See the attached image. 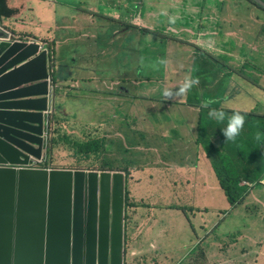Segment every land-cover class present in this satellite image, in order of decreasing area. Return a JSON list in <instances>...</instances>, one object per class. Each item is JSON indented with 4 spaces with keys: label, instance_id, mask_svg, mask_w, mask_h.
I'll return each mask as SVG.
<instances>
[{
    "label": "rangeland",
    "instance_id": "1",
    "mask_svg": "<svg viewBox=\"0 0 264 264\" xmlns=\"http://www.w3.org/2000/svg\"><path fill=\"white\" fill-rule=\"evenodd\" d=\"M55 2L61 5L66 2L73 3L85 10L94 9L99 15L105 16L113 15L114 11L110 7L111 2L116 4L124 2L123 9H126L127 6V12L131 15V17H126L127 23H132V25L137 27L145 26L147 30L157 32L160 36L165 37L163 40L166 43L163 47L164 49L165 46L166 48L169 47L165 51V57L160 55L159 41L151 42L150 51L154 52V54H151V56L146 54L148 56L146 63H144L145 58L139 57L138 54L136 57H132L137 53V49L133 46L130 48V50H133L130 53L132 55L131 60L139 57L140 64L137 61V70L136 61H131V70L129 69L130 66H125V69L130 71L133 76L137 74L139 80L136 85L138 87L137 96L140 97L139 104H145V99H148L145 96V92L150 94L153 88L151 85L156 87L163 85L164 90L168 89L173 94L174 89L179 88L185 77L190 75L198 79V83L189 89V91H193V96L198 99L189 106H195L196 112H199L200 109L205 108L209 103L213 101L217 103V95L225 88L226 82L230 78L227 75H231L234 80L239 82L237 84L240 85L241 89H244L251 95L252 99L257 100L264 106V10L258 9L248 0H57ZM211 4L222 9L217 10L215 13L216 7H210ZM55 7V3L51 0H30L29 8L31 12L24 19L26 23L22 25L23 32L32 34L34 37L41 36L45 29L42 26H47L48 24L57 25L58 19L55 22H51L52 12ZM200 7L204 8L205 22L208 23V26L203 27L200 25L202 20L198 21V18L203 15V10ZM165 9L167 10L163 12ZM137 13L138 15L134 17ZM185 15H188V20L185 19L181 23H175L178 16L183 17ZM118 17L123 19L125 16L122 12L121 14L118 13ZM135 19H137V23L134 21ZM60 21L58 20V23ZM170 22L172 23L171 25L168 24ZM166 26L167 31H164L163 29ZM147 37L148 39L144 37V40L150 46L153 35ZM152 39L156 40L158 38L153 37ZM81 50L79 49L78 52L81 53ZM123 64V58L119 57L118 67L114 63L109 66L113 68L112 71L116 72L118 69L119 71L122 70ZM162 67H164L165 71L161 69ZM63 68L62 72L64 74L65 65ZM102 68L107 69L106 65H102ZM240 69H243L242 76L239 72ZM165 77L168 79L164 80ZM210 78H212V81H209ZM148 80L152 81L149 82ZM81 84L82 79H78L77 85L80 87ZM87 84L90 86L89 83ZM231 85L224 89L220 98V105L226 103V91L230 89ZM127 88H131V86ZM149 94L148 96H151ZM62 96L68 110L66 118L70 119V122H84L87 119L92 121L101 120L99 114H95L93 110L102 103L103 96H88V93L85 94L78 90L71 91L70 89L67 92L66 90L63 91ZM121 96L128 100L126 96H130V93L124 89L121 92ZM164 97L167 98L165 95ZM124 99H122L123 102ZM152 104L149 101L148 107L151 108ZM110 107L108 105L105 109H110ZM137 109H142L141 114L144 123L150 132L164 133L167 131L168 123L166 121L159 124L152 123L147 108L141 107L140 109L138 107ZM180 110L190 111L184 108H180ZM56 114L61 117L63 111L56 110ZM120 116L119 114L118 117ZM159 116L152 114L154 119ZM261 120L263 119H259L258 122H261ZM192 123H195V118L189 121V117L186 116L185 120L180 123L176 121V123L172 122L169 125L191 127ZM138 128L144 130L145 126L140 125ZM86 132L89 133L90 130L77 131L78 134H85ZM130 145H132L131 142L128 144L122 138L121 150L115 156L123 159H126L125 157L127 156H133L128 159V164L152 161L151 157H145L146 154L151 156V153L133 150L124 152L123 149L128 148ZM105 148L113 150L114 146L113 144H107ZM54 157H57L56 165L58 167H65L67 163L73 161L72 153L67 149L55 153ZM191 174L193 176L192 180L186 185H182V187L190 188L191 195L185 196L181 192L180 199L176 187L171 186L169 183L175 177L183 180L184 175H165L159 171L158 179L160 178L161 185L150 182L146 177L143 182L134 185L140 191L138 195L139 193L143 195L145 202L151 205L148 208L151 218L148 219V223L138 224V229L130 226V231L132 232L129 235V241L131 244H136L135 250L138 251L137 254H134L135 251L131 252L132 258L135 260L133 264L198 263L199 259L203 258L204 247H198L194 252L192 251L196 247L194 243L196 236L203 232L193 230L189 225V223L192 224L191 220L187 222V218L191 216L190 208L199 212V219L207 218V221L204 222L205 229H209L207 233L211 230L213 234L231 230H260L258 226L255 228L246 227L248 225L247 222L236 218L230 221L229 224H223L220 229L213 230V224L218 219L215 212L224 215V211L230 212L231 207L223 189L216 185L213 177L214 181L209 180L207 181L208 185L204 186L198 168ZM147 190H149L148 193H145ZM259 190L262 191V189ZM255 202L264 205V199L257 197L254 192L250 203ZM182 207H185V210ZM200 209H207V212L202 216ZM244 211L239 210L236 213L240 214ZM254 211L256 210L253 209L247 211V213L251 214ZM262 215L264 214L262 213ZM193 222L195 225L200 223L198 219L193 220ZM259 224L263 223L260 222ZM243 238L238 240L225 236L220 241L227 243L243 241L245 243L247 241L245 238L247 237ZM143 240L148 243L144 246L137 244ZM244 243H241V248L237 253H240L242 245L245 246ZM250 246L252 248L253 244L250 243ZM186 251L192 253L189 256L185 254L184 258L180 260ZM250 254L253 256L254 252L251 251ZM220 256L223 257L224 254L221 253ZM127 259H129L128 256ZM211 262L212 264H217V258H214ZM203 264L206 263L204 262Z\"/></svg>",
    "mask_w": 264,
    "mask_h": 264
},
{
    "label": "water",
    "instance_id": "2",
    "mask_svg": "<svg viewBox=\"0 0 264 264\" xmlns=\"http://www.w3.org/2000/svg\"><path fill=\"white\" fill-rule=\"evenodd\" d=\"M39 50L0 28V177L19 184L15 210L3 196L0 264H123L124 174L25 167L40 158L52 95Z\"/></svg>",
    "mask_w": 264,
    "mask_h": 264
},
{
    "label": "clouds",
    "instance_id": "3",
    "mask_svg": "<svg viewBox=\"0 0 264 264\" xmlns=\"http://www.w3.org/2000/svg\"><path fill=\"white\" fill-rule=\"evenodd\" d=\"M249 1L253 2L252 0H249ZM123 3H120V7H121L120 9L118 4L115 3L117 5L116 7L111 2L110 7L114 11L113 15H116V18L113 17V15L105 16V15L98 14L101 18L106 20L109 23V25H112V24L115 25L116 34H113V31H111V35L112 37L116 36V41H119L122 44V48L119 52L118 59L119 57L123 58L124 64L122 66L121 71H119V69L116 71V79H113L111 73H109L108 70L105 71L107 73H103V72L97 71L96 69L95 71H92V72H94L95 74H98L99 79L95 80L94 74H89L87 73V71L82 72L79 66L81 67L90 66L92 68H95L97 67V65L92 61L84 63L83 59H76L75 57L73 58L74 64L72 66L71 71L69 70L70 65L67 63L65 65V71L71 72V75L67 76L66 73L63 74L62 72V70L64 69L63 68L64 65L59 62L60 57H62L63 55L65 57V53L60 54L58 49L56 50V46H55L56 44L54 42L50 43L48 41L39 40L37 37L32 36V34H26V33L17 34L15 31L11 30L9 27L4 26L5 22L10 21L9 19H3L2 21H0V28L3 31L9 33L13 37L14 42H21L27 45L37 44L40 47L39 53L42 51H45L47 54L46 59H47V70H48V75H49V88H50L52 95L48 98L47 111L44 113L42 151H41V155L39 159H35V158L29 159V163L25 167L47 169V170L58 169V170H73V171L82 170L86 172L95 171L99 173L101 172H110V173L120 172L124 174L123 264H133L135 260L132 258L131 252L135 251L134 254H137L138 251L135 250L136 244H131L129 241V235L132 232L130 231V226H133L134 228L138 229L137 227L138 224L148 223V219L151 217L148 213L149 212L148 209H145L142 211V214L133 213L132 223L130 222L127 223L126 215L128 211L125 205V198H126L127 189L129 185H131L129 183L130 182L129 179H132V178L127 177L126 173L121 170L114 171V170H100V169H85V168H78V167L71 168L70 164L75 163V160H76L73 157H72L73 161L71 163H67V166L58 167L56 165L57 157H54V154L58 153L59 151L64 150V149H61L62 148L61 146L53 149L50 155V159L48 158L46 159L44 155L45 149L47 147L46 144H47L48 136L50 135V132H53L54 127L57 124H59V122H67L68 124H70L72 128V132L74 133H77V131L79 130H90V128H94V127L97 128L98 130H100L99 133L104 138H111L114 141L113 143L114 149L108 150V151L106 150V153L104 154L105 156L102 155L100 160L108 158L111 162H113L114 165L118 167V169L126 165L128 159H131L133 157V156H127L125 157L126 159H123V158H118L115 156V154L117 152H120L121 150L120 146L122 145V138L128 144L132 142V140L137 141V142L139 140V143H138L139 146L133 147L134 145H130L128 148H125V149L129 150V152L133 150V151H143L146 153H151L150 154L151 156H149V154L148 155L146 154L145 157H151L153 161V166L154 165L160 166V172L162 174H165V175L174 174V175H184L185 176L183 180L179 179L178 177H175L169 183L171 186L176 187V191H178L179 199L181 198V192H183L185 196L191 195L190 188L182 187V185L183 184L186 185V183H189L193 178L192 174H188L185 172L186 169L194 171L196 170V168H198L197 165L200 160L199 156L196 159L187 158L190 152L194 149L193 146L202 147L204 149L206 146L204 142H208V143L211 142L215 144L214 142L215 140L219 138V135L215 134V135L208 136L207 133L201 132L199 128L200 124H198L199 120L196 126H191V127L184 126V125H180V126L169 125L172 122L176 123V120L173 117L174 112L167 110L169 106L177 107L179 105H184V106L190 107L188 104L189 102L188 103L185 102L186 96L187 94L193 93V91H189V89L193 85L198 83V79L190 75L185 77L183 83L179 86V88L174 89L175 91L173 92V94L168 89L164 90L163 85H159L157 87L155 85H151L153 88L150 94L148 92H145V96H147L148 98V99H145L146 101L145 104H139L140 97L137 96L138 87L136 85L139 79L137 78V74L136 76H133V74L130 71H127L125 69V66H130L129 69L131 70V67H132L131 61H134V60H131L132 58L130 54L131 51H133V50H130L131 43L134 40V37L132 36L133 29L139 30V35L142 37L143 40H144V37L152 36V35L153 37H158V38H162V37L157 32L147 30L145 26L137 27V26L131 25L130 23H127L126 17H128V15H127L126 9L125 8L123 9ZM200 8L204 11L203 7H200ZM261 10H264V8H262ZM17 11L19 14V10ZM122 12H123V15L125 16L123 19L118 17V13L121 14ZM91 14L92 16H94L92 12ZM187 17L188 15H185L183 17L178 16V19L175 21V23H178V22L181 23V21L185 19L188 20ZM201 18H202L201 19L202 21L200 20L201 21L200 25L203 23L204 24L203 27L207 26L204 21L203 15L201 16ZM168 24L171 25L172 23L170 22ZM80 32L82 34H86V38H88L83 41V44L85 46L88 44V42H90L89 40L93 38L95 35V34L94 35L92 34L93 31H92V26L90 22L87 24H83ZM46 44L47 45L51 44L53 46V52L55 53L54 69L51 68V62L49 61V57H48L49 55H48V50L46 49ZM137 54L138 56H140V54L137 51V53H135L133 57H136ZM118 59L116 63L117 67H118ZM67 60H70V58H66V61ZM77 60H79L80 62L77 63ZM136 69L138 70L137 64H136ZM54 71L55 73L52 74V72ZM53 76H55L58 82V84L55 87L52 84ZM228 76L229 75H227V77ZM230 77L232 76L230 75ZM78 79H82V84L80 87L77 85ZM166 79L168 78L165 77L164 80ZM124 80L130 81L131 83L123 84L122 81ZM148 81L151 82L152 80H148ZM209 81H212V78H210ZM87 83H89L90 86ZM228 83H229V79L227 80L226 84ZM87 86L89 87L87 88ZM128 86H131V88H127ZM238 87L240 88V85ZM69 89L71 91L78 90L85 94L88 93V96H96V95L103 96L104 99L102 103H100L99 106H97V108L93 110L95 114H99V117H101V120L98 119V121H95V120L92 121L91 119H87V121H84V122H81V121L70 122V119L66 118V115L68 114V110L66 109V105L64 103L63 96H62L63 91L66 90L67 92ZM124 89L130 93V96H126L128 97V100H125L123 96H121V92ZM148 94L151 96H148ZM164 95L167 96V98L164 97ZM195 98L196 100L198 99L197 97ZM122 99H124V102L122 101ZM149 101L153 103L151 108L148 107ZM108 105L111 106L110 109L109 108L105 109ZM138 107L140 109L141 107L147 108V110L149 111V116L151 118L152 123L159 124V123H162L163 121H166L168 123L167 131L164 133L150 132L144 123V119L141 114L142 109L138 110L137 109ZM190 108H194V107H190ZM202 109H200V112ZM56 110L63 111V115L61 117L58 116L56 114ZM257 113H258L257 111H254L250 115L257 116ZM119 114L121 115L120 117H118ZM152 114H156L160 116L157 117V119H154L152 117ZM127 115H129L128 118H127ZM208 115L210 117H214L218 121L223 120L225 117V113L222 110H217V109H209ZM243 124H244V116L240 114L239 112L232 113L227 121L225 128L222 130L223 136L229 140L234 139L239 134V131L241 127L243 126ZM140 125L145 126V129L144 130L139 129L138 127ZM126 133H128L130 137V142L125 139ZM140 134L145 135V139L142 138ZM260 137H261V133L257 132L256 138L259 139ZM220 145H223V142H221L219 146ZM229 156L231 158L234 157V163H235V154L231 152ZM207 160L209 159L207 158ZM141 164H142V168H144L145 164L151 165V162L141 163ZM182 165H185V166H182ZM1 168H4V167H1ZM6 169L9 170L10 168H6ZM130 170L134 171L133 176L138 172L137 168H130ZM214 171H215V168H214ZM215 175L218 180V186L221 187L220 179L216 171H215ZM15 177L17 178V183H18V177L15 175L13 179ZM201 179H203L202 175H201ZM4 182L6 183L7 179ZM159 182H160V178H159ZM13 183H14V180H13ZM241 183L243 182L239 183V187L244 188V189L245 187L247 189L248 188L251 189V194L247 197L244 204L238 206L239 208L236 211L235 210L234 211L230 210V212L224 211L225 212L224 215H221L219 212H215V214L218 216V219L213 224L214 225L212 228L213 230L220 229L222 225L225 223L229 224L231 219L229 220L226 219L229 216H243L245 217V222H247L248 224L247 226H249L250 228H255L256 226H258V229H264V215H262V213L264 214V205L259 202L250 203V199L252 198V194L254 192L257 197H259L260 199H264V189H263L264 174L263 176H260V180L255 183H251L249 181L243 184ZM13 186L14 184H12L11 186L9 185V191L10 190L12 191V196L14 198V194H13L14 187ZM259 189H262V191ZM145 193H148V192H145ZM178 206L180 207V205ZM257 206H260L262 208V211H260L258 215H255L253 213L251 214L247 213V211H251L255 209ZM191 209L193 208H190L189 210ZM239 210L241 211L245 210V211L240 214L236 213ZM190 212H191V216L187 218V222L188 220H191L192 222V224L189 223L190 227L193 230H200L202 232H207L209 229H205V226H204V222L207 221V218L199 219L198 218L199 212L196 209H193V211H190ZM201 212L203 216L204 213L207 212V209H204V210L200 209V213ZM196 219L200 221L198 225H195L193 222V220H196ZM260 222H262L263 224L260 225L259 224ZM127 228H128V231H127ZM196 241H200V239L196 238ZM143 242L144 244H142ZM147 243L148 242L145 243V241L143 240L137 244H141L144 246ZM194 251L195 249L192 252ZM192 252L186 251L180 260L184 258L185 254L189 256ZM127 256L129 259H127Z\"/></svg>",
    "mask_w": 264,
    "mask_h": 264
},
{
    "label": "crops",
    "instance_id": "4",
    "mask_svg": "<svg viewBox=\"0 0 264 264\" xmlns=\"http://www.w3.org/2000/svg\"><path fill=\"white\" fill-rule=\"evenodd\" d=\"M55 3L56 7L55 10L52 12L51 22H55L56 19L61 20L57 25H50L42 26L44 27V33L41 36H35L39 40H44L48 42H54L56 45V50L58 49L59 53H65L66 58H70V60L66 61V58L64 55L60 57L59 62L63 65H66L65 63L69 64V70H72V66L74 64L73 58L76 59H83L84 63L87 62H94L97 67L92 68L90 66L81 67L82 72L87 71L89 74H94V79H99L98 74H95L92 71H97L105 73L106 70H108L109 73H111L113 79H116V72L112 71L113 68L107 65L116 64L117 59L119 56V52L122 48V44L119 41H116V36L112 37L111 31H113V34H116L115 25H109V23L101 18L98 15V12H96L94 9L91 10H85L82 7H79L73 3L66 2L65 4H57L55 1L57 0H51ZM29 2L30 0H8V5L12 9L19 10V14L12 19H9V22H5L4 26L9 27L11 30L15 31L17 34L24 33L22 30V25L26 23L24 20L26 15L31 12V9L29 8ZM114 6L117 7L115 2H112ZM120 7V4H118ZM113 7V6H112ZM210 7H216L215 5L211 4ZM218 8V9H217ZM222 8L216 7V11L220 10ZM167 9L163 10L165 12ZM91 12L94 14L92 16ZM126 12H127V6H126ZM128 17H131V15L127 12ZM138 15L135 14L134 17ZM204 16V11H203ZM92 19H90V18ZM93 17V18H92ZM113 17L116 18V15H113ZM133 17V18H134ZM137 23V19L134 20ZM205 21V17H204ZM92 26V34L95 36L91 38L86 46L83 44V41L86 38V34H82L80 32L81 27L83 24L89 23ZM208 26V23L205 22ZM132 25V23H130ZM216 25V24H215ZM136 26V25H134ZM80 28V29H79ZM164 31H167V27L163 29ZM166 34V33H165ZM132 36L134 37V40L131 43V47H136L138 53L140 54L139 57H144V63L147 62L148 54L151 56V54H154V52L150 51V48L152 47L151 42L159 41L160 43V55H164L165 57V51L167 50L166 46L164 49V44L166 41L162 38H158L156 40L151 39L150 46L147 45L146 41L142 39V37L139 35V30L133 29ZM148 39V37H146ZM169 42V40H168ZM79 49L81 50V53L78 52ZM60 56V55H59ZM132 56V55H131ZM133 57V56H132ZM131 57V58H132ZM138 59L134 58V61L139 62ZM64 58V60H63ZM80 61L77 60V63ZM102 65H106V68H102ZM165 71L164 67L161 68ZM70 71H65V73L68 75H71ZM112 71V72H111ZM149 71V70H148ZM241 76L243 69L239 70ZM236 76V75H235ZM233 81V82H232ZM238 82L233 79V77L229 78V83L226 84L225 88L228 85H231L230 89L226 91L227 99L226 103L223 106H220L221 96L223 95L224 89L218 93L217 95V103L214 101L209 103L205 108L206 110L212 109L213 105L220 106L221 108H224L225 110H241L244 116V119H246L249 124H247L244 127H241L239 134L232 140L223 138L221 135H219V138L215 140V144L217 148H220L219 144L223 142V145H228L229 149L226 152L225 156H222V160L224 159L223 163H220L217 165L215 161L207 160V154L204 151L202 147H196L193 146L194 149L190 152L187 158L189 159H196L198 156L200 158L198 162V169L200 175L203 176L202 183L204 186H207V181L209 180H215L216 185H218V180L215 175L214 168L215 166H218L221 172L224 170V166L226 165L225 171H231L234 172L240 179V182H247L250 175L255 174L256 177L261 173V176H263V167H264V130L261 131V137L259 140H255L247 135L249 131L252 129L255 123L258 124H264V106L261 105L257 100L252 99L251 95H249L248 92H246L244 89L239 88ZM232 89V90H231ZM230 98V101H229ZM251 99V100H250ZM208 103V102H206ZM212 107V108H210ZM180 108H184L185 110L190 111H184L180 110ZM193 109V110H192ZM168 111H173V117L175 120L180 123L181 121L185 120V117H189V121L191 119L195 118V123H192V126H196L199 120L200 110L199 112H196L195 108H190L184 105H179L177 107L169 106ZM257 111V116L250 115L252 112ZM257 118V120H256ZM259 119L261 122H258ZM256 120V121H254ZM218 122V120H216ZM214 132V129H210L207 133L208 136H210ZM214 144V145H215ZM232 153L235 154V163H234V157H230L229 155ZM185 166V165H182ZM5 171H8L6 168H0V174H4ZM188 174H191V172H194L193 170H187L185 171ZM213 177V179H212ZM14 189L13 194L14 198L12 200V206L11 209H16V202H17V189H18V183L17 178L14 179ZM213 180V181H214ZM4 181H6V178L0 177V223H5V219L3 218L8 213L3 212V208H9V206H5L3 204L4 202V195L8 192L6 190H9V185L6 184ZM241 183V184H243ZM264 189V186H263ZM12 221H16L15 219V212H12ZM244 220L245 217L243 216H229L226 219L233 221L234 219ZM226 220V221H227ZM246 227H248L246 225ZM230 237L233 239L242 240L245 238L247 241L244 243L243 241L239 242H233V243H227L220 241L222 237ZM196 238H199L200 241H195V250L198 247H204V253L203 258H200L197 264H203L204 262L206 264H212V260L214 258H217V264H264V229L260 230H251V231H245V230H239V231H227L219 234H213V231L210 232H203L200 235L196 236ZM146 243V241H145ZM241 243H244L242 245V249L240 250V253H237L239 249L241 248ZM250 243L253 244V247L251 248ZM144 244V242L142 243ZM226 247V248H222ZM253 251L254 255L251 256L250 252ZM224 254L223 257L220 256V254ZM246 253V254H245ZM221 258V259H220Z\"/></svg>",
    "mask_w": 264,
    "mask_h": 264
},
{
    "label": "trees",
    "instance_id": "5",
    "mask_svg": "<svg viewBox=\"0 0 264 264\" xmlns=\"http://www.w3.org/2000/svg\"><path fill=\"white\" fill-rule=\"evenodd\" d=\"M249 1V0H248ZM251 2V1H249ZM254 6L262 9L257 4L251 2ZM18 14V11L15 9H12L8 5V0H0V21L3 19H10ZM202 18L199 17L198 21ZM204 26V24H201ZM171 41V40H170ZM169 48V47H168ZM46 49L48 50V57L49 61L51 62V68L54 69V57L55 53L53 52V46L46 44ZM50 52V53H49ZM52 72V74H54ZM230 77V76H228ZM167 78V77H166ZM137 80V79H136ZM124 83H131L130 81H122ZM52 84L55 87L58 82L55 76H53ZM206 99V98H205ZM194 100L196 98L192 94H187L186 101L189 102V105H192ZM223 106V105H220ZM220 106L213 105L212 109L222 110L225 113V117L223 120H220L216 122V119L214 117H210L208 115L209 110L202 109L199 116V128L201 132L208 133L210 129H214V132L211 135L219 134L223 138H225L222 134V130L225 128L227 121L230 117V115L234 112H239L243 115L244 112L241 110H225L224 108H221ZM195 107V106H194ZM129 115H127V118ZM257 120V118H256ZM254 120V121H256ZM249 124V122L244 119V124L242 127ZM51 126V124H50ZM264 130V124H258L255 123L252 129L247 133V135L255 140H259L256 138V133ZM100 130L97 128H90L89 133H74L72 132L71 125L67 122H59L54 129L53 132H50V135L48 136L46 149H45V158L50 159L51 152L54 148L62 147L61 149H67L72 153V157L75 158V163H71L70 167H78V168H85V169H100V170H121L126 173L127 177H130L132 179H129V185L127 192H126V198H125V205L127 208V215L126 220L127 223H132L133 220V213L142 214V211L145 209H148L150 206L148 203L145 202L143 196L138 195V192H140L138 189L135 188V184L139 182H143L144 178L146 177L150 182L156 183V185H161V181L159 182L158 179V172L160 171V166L154 165L153 161H151V165H146L142 168L141 163H135V164H129L126 163L123 167L118 169L116 165L113 164L108 158L101 159L102 155L106 153L105 145L107 144H113L114 141L111 138H104L100 133ZM142 138L145 139V135L140 134ZM125 139L130 142V137L128 133L125 135ZM227 139V138H226ZM264 141V139H263ZM137 141L132 140L131 144L134 145L133 147L139 146ZM206 144L204 151L207 154V158L211 161H215L218 164L223 163L225 161L222 160V156H225L226 152L229 149L228 145H220V148L216 147V144L204 142ZM51 146V147H50ZM108 151V150H107ZM124 152H129L127 149H123ZM130 168H137L138 172L133 176V172ZM226 165L224 166L223 172L220 171L218 166H215V171L220 179L221 187L225 193V196L227 197L228 203L231 206V211H236L238 209V206L245 203L247 197L251 194V189H247L245 187L241 188L239 187L240 179L239 177L231 171H225ZM264 174V167L263 172ZM261 173L256 177L255 174H252L249 176L248 181L251 183H255L260 180ZM148 192V190L146 191ZM183 210H185V207H182ZM256 211L253 212V214L258 215L260 211H262V208L260 206H257ZM248 210V209H247ZM190 211H193L191 209ZM225 213V212H224ZM232 213V212H231Z\"/></svg>",
    "mask_w": 264,
    "mask_h": 264
}]
</instances>
